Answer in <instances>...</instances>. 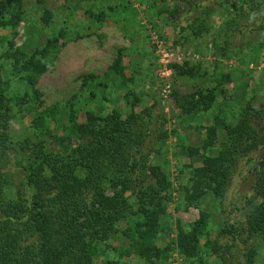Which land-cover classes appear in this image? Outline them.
I'll list each match as a JSON object with an SVG mask.
<instances>
[{
  "label": "rangeland",
  "instance_id": "obj_1",
  "mask_svg": "<svg viewBox=\"0 0 264 264\" xmlns=\"http://www.w3.org/2000/svg\"><path fill=\"white\" fill-rule=\"evenodd\" d=\"M23 5L16 25L0 26L1 75L9 84L4 113L12 140L42 138L44 127L35 122L41 114L52 133L61 135L68 123L66 114L56 110L55 116L48 117L46 112L74 95H79L80 121L90 108L116 109L126 116L134 108L156 104L164 113L167 136L155 137L151 163L161 166L172 181L167 210L174 224L177 219L191 223L201 209L209 211L210 223L202 237L205 244L208 237L218 236L228 218L236 225L246 222L253 207L245 197V187L250 184L246 158L225 197L206 190L200 203L190 204L181 186L215 166L223 138L215 117L226 114L234 120L249 101L257 108L264 103V9L251 13L248 0H47L43 4L24 0ZM200 23L205 29L198 35L194 30ZM228 23H234V30ZM61 30L65 37L60 42L66 43L39 77V96L35 97L7 53L19 49L30 55ZM116 59L123 65V75L110 70ZM174 63L201 68L195 69L194 76L182 75L171 67ZM88 75L94 77L85 78ZM86 79L88 84L83 85ZM132 91L140 97L136 105ZM197 91L213 105L183 112L179 98ZM210 136L215 143L204 147ZM189 146L200 151L191 153ZM7 153L0 146V174L7 180L6 195L12 199L22 187L23 173L15 153ZM129 223L128 219L118 222L108 240L95 242L96 264L113 259L117 264L146 263L134 254L122 255L118 249L129 248L131 239L124 233ZM239 248L242 253L252 251L255 264H264L262 236L245 235ZM155 264L191 261L176 250L168 260ZM203 264H222L220 254L204 253Z\"/></svg>",
  "mask_w": 264,
  "mask_h": 264
},
{
  "label": "trees",
  "instance_id": "obj_2",
  "mask_svg": "<svg viewBox=\"0 0 264 264\" xmlns=\"http://www.w3.org/2000/svg\"><path fill=\"white\" fill-rule=\"evenodd\" d=\"M36 1L43 4L47 0ZM23 4L24 0H0V26L16 25L24 12ZM248 5L256 14L257 8L264 9V0H248ZM226 26L234 30V23ZM204 29L200 23L194 32L200 35ZM64 37L61 30L30 55L19 49L7 53L35 97L39 96L38 79L57 60L66 43L60 42ZM171 67L189 76L201 68L189 63ZM110 70L124 74L118 59ZM8 86L0 68V146L4 154L15 153L23 173L22 187L12 199L6 195L7 180L0 174V264H96L95 242L108 240L118 222L126 219L132 223L124 231L131 243L129 248L118 249L122 255L145 259V264L168 260L176 250L191 264H203L204 253L210 252L220 254L222 264H255L253 252L242 253L239 241L245 235L264 238V103L257 108L249 101L234 120L225 113L217 115L215 123L223 138L215 166L181 186L190 204L200 203L206 190L225 197L244 158L249 165L245 197L253 207L246 222L236 225L228 218L218 236L208 237L202 244L211 213L201 209L195 221L177 219L174 224L167 210L172 181L161 166L151 163L155 137L167 136L164 113L156 104L134 108L126 116L116 109L105 112L90 108L80 121L79 95H74L46 112L48 117L59 110L66 114L68 123L61 135L52 133L41 114L35 122L44 127L43 137L18 142L10 138L4 113ZM130 94L136 105L140 97L134 91ZM179 101L185 113L213 105L204 101L200 91L183 95ZM214 143L210 136L204 147ZM188 149L191 153L200 151L199 147ZM117 263L113 259L104 264Z\"/></svg>",
  "mask_w": 264,
  "mask_h": 264
}]
</instances>
